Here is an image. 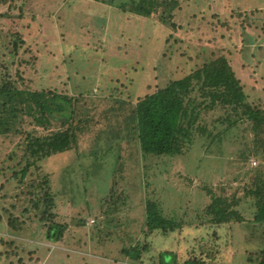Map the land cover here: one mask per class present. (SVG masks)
<instances>
[{
	"label": "trees",
	"instance_id": "obj_1",
	"mask_svg": "<svg viewBox=\"0 0 264 264\" xmlns=\"http://www.w3.org/2000/svg\"><path fill=\"white\" fill-rule=\"evenodd\" d=\"M83 1L118 8L123 13L143 19L144 23L137 26L136 33L141 41L147 42L153 37L158 39L156 34H151V30H156L152 23L154 19H159L160 26L166 30H176L172 22L178 5L176 0H70L65 8L72 10ZM40 3L37 0H0L3 8L22 11L18 22L25 19L24 9L45 11V6ZM89 10L91 7L88 5L85 11ZM31 19L35 21V17ZM17 25L8 23L6 28L0 27V57L7 59L0 63V175L3 178L0 183V230L7 234L3 237L8 240L5 245L17 244L30 236L25 227L26 212L31 218L38 217L41 225L42 222L46 225H40V228L44 230L47 243H64L65 225L55 221L58 192L53 190L50 176L43 173L42 163L57 155L76 152L71 162L80 175L75 177L73 189L85 196L90 190L85 187L88 183L98 191L95 178L80 162L78 154L81 142L88 139L87 135L94 126L104 120L113 123L115 119L117 123L108 129L113 126L116 129L104 144L108 147L104 150L109 156L106 159L114 161L115 166L104 183L108 189L106 194H101L100 200H96L98 209L103 208V213L98 212L96 219L103 220L100 222L102 227L107 217L113 219L117 213L119 216L125 213V207L132 204L126 201L131 199L129 197L136 188L128 186L127 181L131 180L132 174L140 173V177L133 175L132 180L137 181L144 195L142 211L141 205L129 207V211L136 212L141 239L134 241L132 246L123 240L125 247L122 246L117 253L127 264H145L146 253L153 251L146 238L159 234L176 235L191 226L213 231L195 238L200 243L198 246L187 243L184 248H191L187 257L179 258L175 252L165 250L157 254V260L151 258L150 261L155 264H210L206 260L213 258L210 251L214 247L212 235L219 231L226 233L230 227L244 222L264 224V107L262 99L257 103L249 98L226 56L207 55L197 49L195 58H200L201 62L195 68L152 93L138 96L133 91L131 78H127L126 84L119 82L123 88L116 85L118 79H114V83L107 82L108 85L101 83L105 78L96 59L98 56L93 53L95 50L63 43V53H67L63 62L69 81L73 82L71 77L76 75H94L88 79L83 91L72 93L67 81L57 83L54 77L43 76L42 70L35 82L40 88L33 89L34 83L30 81V88L18 89L8 75V67L18 53V36H22ZM121 36H125L123 30ZM172 53L161 61H170ZM168 63H165L166 67L170 66ZM80 67L86 74H81ZM16 74L20 75V72ZM94 85L97 89L93 96L91 89ZM100 95H103L101 100H94L102 97ZM102 104L118 106L114 112L108 113L109 108L100 111ZM24 118L30 119L29 125L41 132H27L21 128ZM23 133L25 136L21 141ZM233 145L236 150L231 156L237 157L241 165L249 164L251 159L259 160L258 166L251 169L252 178L235 187L237 179H230L223 169L219 172L222 177L219 178L220 185H213L210 178L203 183L219 165L210 154L218 148L225 150ZM159 165L163 168L158 170V175L153 174L151 171L158 169ZM122 169L129 173L122 174L118 182L116 175ZM182 173L185 177L181 176ZM167 174L171 176L169 184L164 180L167 195L165 199H160V195L156 200L155 196L148 194L147 187L154 188L159 178ZM175 179L178 181H173ZM196 180L198 182L194 183ZM186 191L189 194L185 195ZM15 197L21 199L18 200L20 207L25 204L27 207L21 209V216L15 213ZM84 203L83 209L93 207L90 202L87 206ZM262 258L264 260V255Z\"/></svg>",
	"mask_w": 264,
	"mask_h": 264
},
{
	"label": "rangeland",
	"instance_id": "obj_2",
	"mask_svg": "<svg viewBox=\"0 0 264 264\" xmlns=\"http://www.w3.org/2000/svg\"><path fill=\"white\" fill-rule=\"evenodd\" d=\"M37 1L45 6V11L41 12L35 8L24 9L25 19L19 22L17 18L22 11L18 8L8 10L0 5V27L6 28L8 23L16 26L18 22V31L22 34L21 37L18 36L20 44L16 58L8 67L11 82L18 89L30 88L28 86L30 81L34 83L33 89L40 88L35 85V82L38 80L39 71L42 70L43 76L54 77L57 83L67 81L72 93L77 94L83 91L88 79L93 78L94 75H76L71 77L74 78L73 82L69 81V73L63 62L67 56V53H63L65 51L63 43L67 46L78 44L95 50L93 53L98 56L96 59L105 78L101 79L103 82H100L106 85L107 82L114 83V79H118L116 85L121 86L120 81L126 84L127 78H131V85H134L133 91L135 90L138 96L152 93L156 88L165 86L173 79L183 77L195 68L201 62L200 58H195V52L198 49V52H204L207 55L213 53L215 56H226L236 71V77L244 84L249 98H253L256 102L262 99L264 107V0H176L178 5L172 17L176 30H166L160 26L159 19H154L152 23L156 30H151V34H156L158 39L149 38L147 42L141 41L136 34L137 26H141L144 20L132 14L123 13L118 8L83 1L82 5L68 10L65 6L67 7L70 0ZM88 5L91 10L87 12L85 10ZM32 16L35 17V21L31 19ZM127 29H130L129 32ZM121 30L125 32L123 37H120ZM261 39L263 42H260ZM171 52L174 53L170 61L168 60L170 66L166 67L165 63L168 61H161V58L169 56ZM5 60H7L5 56L0 57V63H5ZM133 68H136L135 72ZM78 70L81 74H86L81 67ZM17 71L20 75L16 74ZM96 80H98L97 76ZM72 87L75 88L72 89ZM96 89L95 85L91 89L93 96L96 94ZM100 96L102 97L98 96L94 100H101L103 95ZM109 106L102 104L100 111L109 108L106 112L111 113L117 109L118 105ZM29 122L28 118L22 119L21 128L26 129L27 132H41L33 128V125H29ZM116 123V119L113 123L104 120L94 126L92 132L87 135L88 139L81 142V152H77L83 166L90 169L91 177L95 178L96 188L98 191L101 190L100 193L91 188L88 183L85 187L90 190H87L85 196L73 189L76 185L75 177L80 175L79 170L71 162L76 152L57 155L42 163L43 173L50 176L51 186L58 192L55 221L65 225L64 243L62 245L47 243L38 217L31 218V215L26 212L25 227L30 236L25 240L22 239L14 245H5L4 243H8V240H4L3 237L7 234L5 230H0V237H2L0 238L2 243L0 244V264H127L117 253L123 246V240H127V245L132 246L134 241L141 239L140 223L138 224L136 212L129 211V207L134 205H141L140 211H142L144 195L137 181L132 180L133 175L140 177V173L132 174L130 177L132 181H127L128 186L133 185V188H136L133 190L134 194L131 193L132 196L129 197L131 199L126 201L132 204L125 207V213L121 216H119L120 213H115L113 219L107 217L102 227L100 222L103 220L96 219L98 212L103 213V208L98 209L99 203L96 200H100L101 194L102 196L106 194L108 189L104 183L107 178L109 179L108 176L115 166L114 161L106 159L109 156L104 150L108 147L104 144L108 135L116 129V126L109 129L108 127ZM24 136L23 133L21 141ZM235 150L236 147L233 145L230 148L226 147L225 150L218 148L210 154L219 165L208 179L203 180V183L210 178L213 185H220L219 178L222 177L219 172L223 169L227 171L230 179H237L234 183L235 187L238 183L252 178L251 169L258 166L259 160L251 159L249 164L241 165L237 157L231 156ZM1 161L2 157H0V163ZM162 168L163 165H159L158 169L154 168L151 172L158 175V170ZM123 169L116 175L118 182L122 174L129 173ZM169 175L160 177L159 181L153 185L154 188L147 187L148 194L155 196L156 200L160 195V199H165L167 195L165 182L169 184L171 181ZM9 176L10 173L7 177ZM181 176L185 177L183 173ZM2 180L0 175V183ZM197 182L198 180L194 181V183ZM186 193L189 194V191H186L185 195ZM191 195L190 192V197ZM79 198L81 200L78 202ZM14 199L17 203L15 213L21 216V209L26 207V204L20 207L21 199L17 197ZM87 201L93 204V207L83 209V202L87 206ZM42 225L46 226L43 222ZM31 231H34V234ZM212 231L205 230L204 227L191 226L176 235L159 234L146 238L151 243L153 251L146 253L144 262L155 264L156 262L150 259L157 260V254L165 250L175 252L179 258L187 257L191 253V248H184L187 243L190 245L196 243L198 246L200 243H197L195 238L204 237L206 233L212 234ZM107 235L110 238L106 239ZM215 236L212 235L214 247L210 250L213 258L206 260L210 264H264L261 262L264 261L262 258L264 224L244 222L230 227L226 233L219 231Z\"/></svg>",
	"mask_w": 264,
	"mask_h": 264
}]
</instances>
